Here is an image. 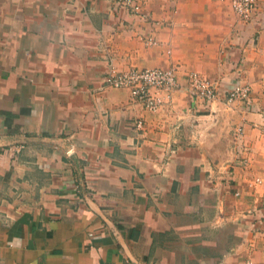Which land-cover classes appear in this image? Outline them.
I'll return each mask as SVG.
<instances>
[{
    "label": "crops",
    "instance_id": "0c3cea01",
    "mask_svg": "<svg viewBox=\"0 0 264 264\" xmlns=\"http://www.w3.org/2000/svg\"><path fill=\"white\" fill-rule=\"evenodd\" d=\"M143 1L147 19L0 0V155L21 146L0 156V264H264V22L231 0ZM171 67L155 111L103 80ZM189 72L217 82L210 108ZM235 79L249 108L225 100Z\"/></svg>",
    "mask_w": 264,
    "mask_h": 264
},
{
    "label": "built area",
    "instance_id": "2783aa9c",
    "mask_svg": "<svg viewBox=\"0 0 264 264\" xmlns=\"http://www.w3.org/2000/svg\"><path fill=\"white\" fill-rule=\"evenodd\" d=\"M113 9L118 12L125 11L129 15L147 19L149 16L144 13L143 0H112ZM234 12L240 21L250 23L254 17H259V21L264 22V2L259 0H231ZM148 44L155 43L148 39ZM103 80L106 87L115 89H125L128 91L132 103L139 104L146 111H155L168 103L170 95L179 87L177 70L175 67L169 69L161 68H130L126 71H116L112 69L105 73ZM187 92L191 98L200 100L205 108H210L217 101L219 86L216 81L202 76L195 72L185 74ZM226 102H240L245 108H249L250 87L242 84L239 80H233L225 96ZM141 120L137 125L141 126ZM237 136L242 133V128L238 127ZM21 150V146L14 145L6 147L1 153V157H14ZM238 163L245 164V157L238 158ZM247 264H251L250 261Z\"/></svg>",
    "mask_w": 264,
    "mask_h": 264
}]
</instances>
